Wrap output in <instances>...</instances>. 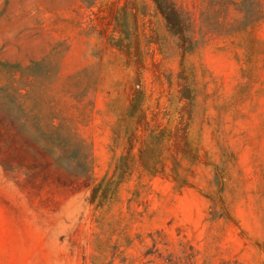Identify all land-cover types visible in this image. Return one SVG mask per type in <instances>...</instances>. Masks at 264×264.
<instances>
[{"label":"rangeland","instance_id":"374dc122","mask_svg":"<svg viewBox=\"0 0 264 264\" xmlns=\"http://www.w3.org/2000/svg\"><path fill=\"white\" fill-rule=\"evenodd\" d=\"M0 264H264V15L0 0Z\"/></svg>","mask_w":264,"mask_h":264},{"label":"trees","instance_id":"16d2710c","mask_svg":"<svg viewBox=\"0 0 264 264\" xmlns=\"http://www.w3.org/2000/svg\"><path fill=\"white\" fill-rule=\"evenodd\" d=\"M230 3L242 13L245 25L257 22L264 15L259 0H230Z\"/></svg>","mask_w":264,"mask_h":264}]
</instances>
